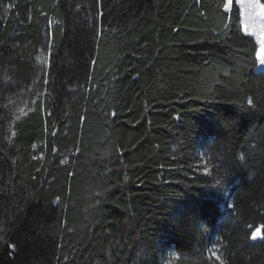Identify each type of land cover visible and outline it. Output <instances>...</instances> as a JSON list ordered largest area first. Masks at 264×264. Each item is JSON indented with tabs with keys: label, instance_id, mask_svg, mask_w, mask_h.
Listing matches in <instances>:
<instances>
[{
	"label": "trees",
	"instance_id": "1",
	"mask_svg": "<svg viewBox=\"0 0 264 264\" xmlns=\"http://www.w3.org/2000/svg\"><path fill=\"white\" fill-rule=\"evenodd\" d=\"M256 50L225 0H0V264H264Z\"/></svg>",
	"mask_w": 264,
	"mask_h": 264
},
{
	"label": "rangeland",
	"instance_id": "2",
	"mask_svg": "<svg viewBox=\"0 0 264 264\" xmlns=\"http://www.w3.org/2000/svg\"><path fill=\"white\" fill-rule=\"evenodd\" d=\"M231 2H234L237 7L238 23L241 31L250 37L257 47L255 72L264 73V63H262L264 55H261L262 50H264V8L258 7L264 6V3L261 0H225V10L229 9ZM206 255L211 264H223L215 245L210 244L207 247ZM175 258L176 255L171 251L166 252L164 255L165 261H172Z\"/></svg>",
	"mask_w": 264,
	"mask_h": 264
},
{
	"label": "snow or ice",
	"instance_id": "3",
	"mask_svg": "<svg viewBox=\"0 0 264 264\" xmlns=\"http://www.w3.org/2000/svg\"><path fill=\"white\" fill-rule=\"evenodd\" d=\"M258 7L264 8V6H258ZM261 55H264V50H262ZM38 60H40L41 62H45L42 57H38ZM262 63H264V59H262ZM256 236H257V234L256 233H253V237L252 238L255 239Z\"/></svg>",
	"mask_w": 264,
	"mask_h": 264
},
{
	"label": "water",
	"instance_id": "4",
	"mask_svg": "<svg viewBox=\"0 0 264 264\" xmlns=\"http://www.w3.org/2000/svg\"><path fill=\"white\" fill-rule=\"evenodd\" d=\"M253 233H256L257 236H256L255 239H253V238H252V237H253V234H252V235H251V239H252V240L260 239V232H259V229L255 230Z\"/></svg>",
	"mask_w": 264,
	"mask_h": 264
}]
</instances>
